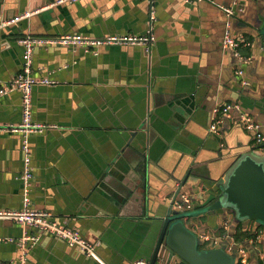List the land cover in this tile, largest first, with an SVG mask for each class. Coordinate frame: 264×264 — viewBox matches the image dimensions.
<instances>
[{
  "label": "crops",
  "instance_id": "1",
  "mask_svg": "<svg viewBox=\"0 0 264 264\" xmlns=\"http://www.w3.org/2000/svg\"><path fill=\"white\" fill-rule=\"evenodd\" d=\"M48 1L0 0V20L33 12ZM151 5L155 42L150 55L134 46H102L96 54L79 46L36 47L32 75L56 85L33 88L32 119L55 128L26 137L0 134V211L23 207L20 175L27 145L33 168L29 207L50 212L57 223L96 243L98 259L48 233L0 219V240H11L0 241V264L149 263L159 217L187 173L180 193L206 195L227 162L221 154L258 146L239 126V112L219 114L237 104L264 133V0H92L50 8L0 31V85L21 70V38L140 36ZM223 9L233 12L232 35L249 43L240 49L251 58L242 67L247 87L235 75L241 65L222 47ZM215 114L221 123L212 134ZM20 120V93L0 96V124ZM210 216L189 227L197 233L205 229L218 242L233 240L231 216ZM24 232L38 236V242L27 244L23 261L18 240ZM236 244L247 250L251 264H264L258 261L259 254L264 256L262 227L255 240Z\"/></svg>",
  "mask_w": 264,
  "mask_h": 264
},
{
  "label": "built area",
  "instance_id": "2",
  "mask_svg": "<svg viewBox=\"0 0 264 264\" xmlns=\"http://www.w3.org/2000/svg\"><path fill=\"white\" fill-rule=\"evenodd\" d=\"M92 0H50L41 8L34 10L33 12L28 11L23 14L17 15L9 19L0 20V31H3L17 23L30 18L32 15L58 6L70 5L79 2H87ZM151 4L153 0H150ZM184 3L192 4L196 2H202L204 0H181ZM226 15V21L224 26L222 47L225 50H230L238 63L241 65L236 70L235 75L237 76L239 83L243 87H247L249 83L244 78V72L242 67L246 66L250 62V57L243 55L240 49L247 47L249 43L243 36H233L231 33V20L233 17V12L231 9H223ZM154 11L152 10V5L150 6L149 14L147 17V29L146 32L140 36L135 35H112L100 39L86 38L80 35H65L57 38H38L26 36L19 40L24 52H23V64L20 72L14 76L11 80L4 82L0 85V96L7 95L12 92H19L21 95V120L17 124H0V134H21L24 137L35 134L41 135L52 128V125H45L42 123L33 122L32 119V90L35 86H46L53 87L56 83L50 79L46 78H36L32 75V55L36 47L56 45V46H79L83 48L85 53L96 54L97 50L102 46H134L141 47L144 49L147 55L151 54L152 48L154 46L155 38L153 35V21H154ZM231 109L239 112L238 123L239 126L250 133L258 146L264 144V133L263 127L256 123L251 117L240 112V108L237 104L233 106H226L221 110L220 116L227 115ZM221 123V118L218 114L212 119L209 131L212 134H216L219 124ZM23 169L20 175V180L23 184L22 190V205L23 207L19 210H7L0 211V219L11 220L22 227L34 228L37 231L48 233L58 240L63 241L69 247L77 248L87 257L98 259L95 252L96 243H90L85 241L80 233L72 228H68L65 225H61L55 221L52 214L48 211L35 210L29 207V193L31 187V179L33 175V168L31 167V154L29 153L28 146H23ZM174 207L180 211H188L193 208V202L191 196L187 194H182L180 196V202L174 204ZM222 229L224 232L228 230V223L224 222L222 224ZM26 235V236H25ZM200 240L214 247L217 244L223 243L225 245V251L228 254L233 255L234 264H251L250 258L247 250L236 244L231 237H229V242H218L214 237L208 235L207 233H202L199 235ZM226 237V235H223ZM10 242L11 240H0ZM18 246L21 250V260L24 261V254L27 244L34 245L38 242V236H29L23 234L22 238L18 240ZM264 260L262 254L258 255V261ZM136 264H149L148 262L137 261Z\"/></svg>",
  "mask_w": 264,
  "mask_h": 264
},
{
  "label": "water",
  "instance_id": "3",
  "mask_svg": "<svg viewBox=\"0 0 264 264\" xmlns=\"http://www.w3.org/2000/svg\"><path fill=\"white\" fill-rule=\"evenodd\" d=\"M261 40L264 43V23ZM221 158L227 162L222 167L220 177L211 182L213 187H206V195L201 187L202 194L191 197L193 208L188 211L173 207L180 202L181 188L190 172L182 180L170 200L168 211L159 217V234L149 264H234L233 255L225 251L223 243L202 249L203 242L198 233L189 227L191 223L202 224L206 219L210 221V215L228 214L234 227L240 223L247 225L251 221L257 227H264V144L229 155L221 154ZM205 179L209 180L210 177ZM141 198L145 201L147 211L149 204L145 194ZM194 200L203 202L195 206Z\"/></svg>",
  "mask_w": 264,
  "mask_h": 264
},
{
  "label": "trees",
  "instance_id": "4",
  "mask_svg": "<svg viewBox=\"0 0 264 264\" xmlns=\"http://www.w3.org/2000/svg\"><path fill=\"white\" fill-rule=\"evenodd\" d=\"M251 224H254L253 221H251V223L249 222V224H247V225H244L243 223H240L236 227H234L231 224V227H233V228H231L232 232L230 231V233H231V236H232L233 240L236 243H241L244 240L250 239V238H252L253 240L256 239V235H257V233H258V231H259V229L261 227H257L255 229H252V228L248 229V226L251 225ZM245 226H247V227H245ZM201 248L202 249L203 248L208 249L207 247H204V246H202Z\"/></svg>",
  "mask_w": 264,
  "mask_h": 264
},
{
  "label": "rangeland",
  "instance_id": "5",
  "mask_svg": "<svg viewBox=\"0 0 264 264\" xmlns=\"http://www.w3.org/2000/svg\"><path fill=\"white\" fill-rule=\"evenodd\" d=\"M264 229V227H262ZM192 231H194L192 228H190ZM204 247H210L207 244H203ZM204 249V248H203Z\"/></svg>",
  "mask_w": 264,
  "mask_h": 264
},
{
  "label": "flooded vegetation",
  "instance_id": "6",
  "mask_svg": "<svg viewBox=\"0 0 264 264\" xmlns=\"http://www.w3.org/2000/svg\"><path fill=\"white\" fill-rule=\"evenodd\" d=\"M206 231V230H205ZM205 231H202L201 233H199L198 232V236L200 235V234H202V233H205ZM194 232H196V230H194ZM203 244H205V243H203ZM208 245V244H207Z\"/></svg>",
  "mask_w": 264,
  "mask_h": 264
}]
</instances>
